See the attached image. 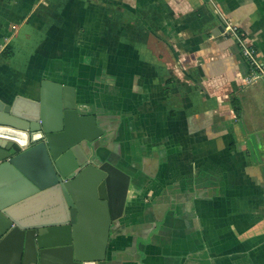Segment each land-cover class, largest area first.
I'll use <instances>...</instances> for the list:
<instances>
[{
  "label": "crops",
  "instance_id": "crops-1",
  "mask_svg": "<svg viewBox=\"0 0 264 264\" xmlns=\"http://www.w3.org/2000/svg\"><path fill=\"white\" fill-rule=\"evenodd\" d=\"M225 25L264 64V0H0V109L48 80L105 130L98 264H264V83Z\"/></svg>",
  "mask_w": 264,
  "mask_h": 264
},
{
  "label": "water",
  "instance_id": "water-1",
  "mask_svg": "<svg viewBox=\"0 0 264 264\" xmlns=\"http://www.w3.org/2000/svg\"><path fill=\"white\" fill-rule=\"evenodd\" d=\"M106 133L75 88L44 80L39 99L0 109V264H98L114 205L96 150Z\"/></svg>",
  "mask_w": 264,
  "mask_h": 264
},
{
  "label": "built area",
  "instance_id": "built-area-1",
  "mask_svg": "<svg viewBox=\"0 0 264 264\" xmlns=\"http://www.w3.org/2000/svg\"><path fill=\"white\" fill-rule=\"evenodd\" d=\"M227 36L237 45L240 53L252 68V81L264 83V64L259 60L258 52L250 40L248 34L235 25H225Z\"/></svg>",
  "mask_w": 264,
  "mask_h": 264
},
{
  "label": "trees",
  "instance_id": "trees-1",
  "mask_svg": "<svg viewBox=\"0 0 264 264\" xmlns=\"http://www.w3.org/2000/svg\"><path fill=\"white\" fill-rule=\"evenodd\" d=\"M4 57H5L6 60H7V59H10V58L12 57V53H9V52L7 53V52H6V54H5Z\"/></svg>",
  "mask_w": 264,
  "mask_h": 264
}]
</instances>
